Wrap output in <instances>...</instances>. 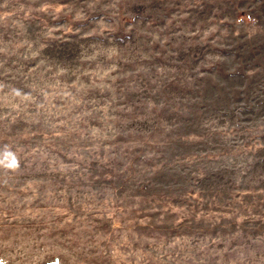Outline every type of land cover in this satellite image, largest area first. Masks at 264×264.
Here are the masks:
<instances>
[{
  "label": "rangeland",
  "instance_id": "374dc122",
  "mask_svg": "<svg viewBox=\"0 0 264 264\" xmlns=\"http://www.w3.org/2000/svg\"><path fill=\"white\" fill-rule=\"evenodd\" d=\"M264 264V0H0L1 264Z\"/></svg>",
  "mask_w": 264,
  "mask_h": 264
},
{
  "label": "water",
  "instance_id": "95a60500",
  "mask_svg": "<svg viewBox=\"0 0 264 264\" xmlns=\"http://www.w3.org/2000/svg\"><path fill=\"white\" fill-rule=\"evenodd\" d=\"M0 264H1V261H0ZM44 264H60V263L58 261V258L54 257L51 261H48Z\"/></svg>",
  "mask_w": 264,
  "mask_h": 264
}]
</instances>
